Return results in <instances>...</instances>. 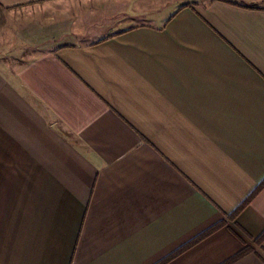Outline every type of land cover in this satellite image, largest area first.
Returning <instances> with one entry per match:
<instances>
[{
    "label": "crops",
    "instance_id": "obj_1",
    "mask_svg": "<svg viewBox=\"0 0 264 264\" xmlns=\"http://www.w3.org/2000/svg\"><path fill=\"white\" fill-rule=\"evenodd\" d=\"M0 31V264H264V190L230 218L264 182V7L0 0Z\"/></svg>",
    "mask_w": 264,
    "mask_h": 264
},
{
    "label": "trees",
    "instance_id": "obj_2",
    "mask_svg": "<svg viewBox=\"0 0 264 264\" xmlns=\"http://www.w3.org/2000/svg\"><path fill=\"white\" fill-rule=\"evenodd\" d=\"M264 190V182H262L259 186H258V188L250 195V197L249 198H247L241 205H240V207L232 214V215H230V218L231 219H233V220H235L241 213H242V211H244L251 203H252V201L256 198V196H258V194H260V192H262ZM214 230H217V228L216 229H214ZM213 230V231H214ZM213 231H210V233L211 232H213ZM209 233H207L206 234V236L208 235ZM204 238V237H203ZM264 240V234L257 240L259 243L261 242V241H263ZM197 242V241H196ZM196 242H194L192 245H194ZM192 245H189L188 247H186V248H184L181 252H183V251H185V250H187V249H189ZM247 253V250H245V251H243L241 254H239L236 258H234L232 261H230L229 263H227V264H231V263H233V262H235L237 259H239V258H241L242 256H244L245 254ZM179 254V253H178ZM177 256V254L176 255H174V256H172L171 258H170V260H172L173 258H175ZM168 262V261H167ZM167 262H165V263H162V264H166Z\"/></svg>",
    "mask_w": 264,
    "mask_h": 264
},
{
    "label": "rangeland",
    "instance_id": "obj_3",
    "mask_svg": "<svg viewBox=\"0 0 264 264\" xmlns=\"http://www.w3.org/2000/svg\"><path fill=\"white\" fill-rule=\"evenodd\" d=\"M237 1L239 3H242L244 5H248V6H255V7H264V0H234ZM174 9V7L168 8V9H164L163 12L161 13L163 16L165 14H168L169 12H171ZM158 15V14H156ZM10 42V35L8 33H3L2 31H0V45L2 44L3 46L7 43ZM2 46V47H3ZM26 54H24L21 59L25 58L24 60L34 57L36 56V54L38 53H33V51H25ZM26 56V57H25ZM23 61H19V63L21 64Z\"/></svg>",
    "mask_w": 264,
    "mask_h": 264
}]
</instances>
